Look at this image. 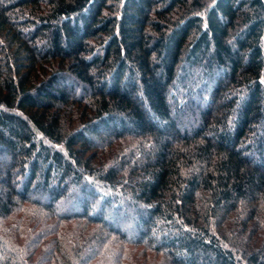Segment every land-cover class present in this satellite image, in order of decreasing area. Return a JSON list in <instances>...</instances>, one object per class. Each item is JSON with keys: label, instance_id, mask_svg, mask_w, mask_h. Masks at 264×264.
<instances>
[{"label": "trees", "instance_id": "obj_1", "mask_svg": "<svg viewBox=\"0 0 264 264\" xmlns=\"http://www.w3.org/2000/svg\"><path fill=\"white\" fill-rule=\"evenodd\" d=\"M0 264H264V0H0Z\"/></svg>", "mask_w": 264, "mask_h": 264}]
</instances>
